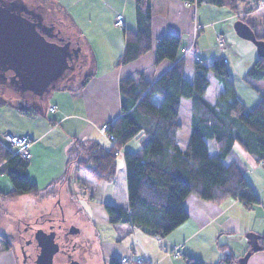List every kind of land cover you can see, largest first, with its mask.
Segmentation results:
<instances>
[{"label": "crops", "instance_id": "obj_1", "mask_svg": "<svg viewBox=\"0 0 264 264\" xmlns=\"http://www.w3.org/2000/svg\"><path fill=\"white\" fill-rule=\"evenodd\" d=\"M60 1L70 12L89 44L92 70L78 86L62 88L57 85V88L46 92L42 97H37L31 92H21L15 88L11 92V96L18 101L12 102L9 105L11 109L6 111L11 114V117L14 116L15 120L10 127L11 132L7 134L30 137L31 156L26 169L27 176L39 188L46 187L57 192L38 197L21 196L2 199L15 204L18 212L17 217L7 226L5 218L0 213V233L9 236L11 240V246L8 247L0 242V264H29L24 252H21L22 239L29 238L31 234L28 224L37 220L38 227H44L46 221L42 218L49 213L47 202L51 196L58 194L63 183L70 184L71 192L80 195L77 198L78 203L82 202V205L88 206L96 233L100 228L107 233L106 237L100 236L99 239L106 264H109L113 256L120 260L125 256L131 259L122 264H138L132 261L137 256L144 257L153 264H185L184 258L187 255L199 258L204 264H216L227 253H232L237 258L241 257L250 247L246 236L248 233H255L259 238L264 236V165L255 161L247 152L248 155L234 149L228 162L236 159L244 166L245 176L257 195V202L247 206L238 199L227 198L222 202L214 203L189 193L183 201L188 213L187 218L163 237L150 235L128 223L111 224L104 208L105 203L127 207L123 153L137 150L139 141L136 148H127L131 139L119 150L114 181H97L90 176L89 178L78 176L77 169L72 168L68 174L69 181L51 183L65 170L66 149L73 136L97 140L107 146L110 144V141L100 133L99 127L122 112L120 79L132 76L135 80L153 82L173 64V61L168 59L154 64L155 44L160 36L167 32L177 34L180 36L181 45H186L193 40L194 49L201 57L223 55L226 61V53L230 51L232 53V50L227 48L220 51L215 45L216 34L229 32L232 27L231 17L237 12L224 6L210 4L216 8L205 7L206 12L201 13L199 10L202 3L194 4V6L186 5L185 2H189L188 0H150L151 48L138 58L123 64L119 61L125 48L124 30H135L137 26L134 0H122L120 4L118 2L121 0ZM255 3L256 0H244L242 8L237 11L254 7ZM101 4L106 8L103 14ZM131 5L133 17L128 14V7ZM117 15H122L124 20L121 32L120 28L114 24ZM195 23L203 27L195 30ZM210 25L212 28L208 30ZM207 32L212 35L209 42L204 39ZM233 41L236 42L234 38ZM78 48L77 63L79 64L82 47ZM258 55L257 52V55L252 56L254 61ZM254 61L252 60L246 67L249 68ZM193 65V57L185 56L184 77L188 81L192 80ZM228 73L230 79V70ZM208 79L209 86L205 92V98L210 103H214L220 88L213 72L208 73ZM20 95H31L39 101L37 103L29 101L27 105H24L22 101L19 102L22 97ZM236 95L238 96L237 92ZM45 98L48 104L47 112L42 109ZM238 98L246 103L240 96ZM51 106H55L54 111L50 110ZM0 110H2L1 106ZM190 114L191 111L188 114L189 123L185 131L187 135L191 131ZM181 129L182 124L179 132ZM179 132L180 147L184 148L187 141L182 140ZM2 134L5 133H1V137ZM0 140L2 141V138ZM118 155H121L122 159L119 160ZM2 169L3 165L0 164V190L7 192L12 188V183ZM22 231L28 235L25 236ZM137 233L140 240L136 239V245L130 238L132 234L137 236ZM256 252L248 257L247 264H255L254 262L259 258L263 259L264 264V248ZM142 264H148V262Z\"/></svg>", "mask_w": 264, "mask_h": 264}, {"label": "trees", "instance_id": "obj_2", "mask_svg": "<svg viewBox=\"0 0 264 264\" xmlns=\"http://www.w3.org/2000/svg\"><path fill=\"white\" fill-rule=\"evenodd\" d=\"M188 1L224 6L237 12V0ZM19 2L45 13L40 5ZM134 7L137 26L135 30H124L125 48L119 61L123 64L151 48V2L134 0ZM236 20L247 23L245 16ZM46 23L43 33L47 38H66L48 16ZM248 25L258 39L264 40V33L258 35ZM180 47L181 39L177 34L167 32L159 37L154 64L164 59L172 60L173 64L153 82L135 80L132 76L120 79L122 112L108 121L106 131L113 135V140L107 146L97 140L73 136L66 149L65 170L51 181H69L72 168L97 181H114L119 150L131 139L138 138L139 148L123 153L128 205L123 208L105 203L104 208L109 223H128L157 237L167 235L187 218L183 201L189 193L214 203L227 198L238 199L247 206L257 202L241 162L236 159L225 162L234 153L235 144L264 165V95L252 107L243 103L229 79L223 55L202 57L201 61L194 59L192 80L188 81L184 77L185 55L179 57ZM210 71L220 88L214 103L205 98ZM243 79L248 82L264 79V56L258 55ZM183 98L190 100L191 131L186 146L181 148L178 132ZM207 139L215 142L214 154L209 152ZM28 163V158L15 153L0 140V164L12 183L9 191L0 190V199L57 192L46 187L41 189L31 182L26 170ZM0 242L11 246L10 237L5 234L0 233ZM259 243L264 248V236L259 238ZM184 259L185 264H204L193 256L187 255ZM238 259L227 253L216 264H234ZM109 264H122V261L113 256Z\"/></svg>", "mask_w": 264, "mask_h": 264}, {"label": "rangeland", "instance_id": "obj_3", "mask_svg": "<svg viewBox=\"0 0 264 264\" xmlns=\"http://www.w3.org/2000/svg\"><path fill=\"white\" fill-rule=\"evenodd\" d=\"M26 2H32L34 5H40L43 8V11L46 15L64 32L66 39L71 42L75 47H82L81 57L79 59V64H77L74 75L72 78L59 82L58 86H66L67 88H73L78 86L80 82L83 81L84 77L90 73L92 70V61L89 51V44L86 42V38L83 36L80 28L77 27L75 21L73 20L70 12L65 9L62 1L60 0H24ZM70 2L71 0H64ZM118 1V0H115ZM122 2H118L119 4ZM244 0H237V10L242 8ZM193 5L196 2H192ZM102 6V14L105 11V6ZM205 7H210L215 9V6H212L207 3H202L200 10L201 13L206 12ZM129 8L128 14L133 17L132 5ZM222 8V7H221ZM220 9V8H218ZM227 9V8H222ZM240 16L246 17V22L250 24L255 32L259 35L264 33V0H259L257 5L252 8V10H242L237 11L230 20L232 27L229 30L228 34L225 32L226 40L229 43V47L232 50L226 53V64L228 70H230V79L232 81V85L236 90L238 96H240L246 103L248 107L254 106L262 95H264V79L257 81H245L243 79V75L247 71V64L254 61L255 54L257 55V47L256 45L250 41L249 39H245L239 36L233 28L234 20H236ZM197 24V23H195ZM116 26V25H115ZM120 28V27H119ZM212 28L210 25L207 29ZM206 29V30H207ZM121 32V28L119 29ZM236 40L234 43L233 38ZM212 35L210 33H205L204 39L208 42L211 40ZM77 43V46L75 45ZM227 49V48H226ZM194 51H190L187 56L193 57L195 53L194 46L192 48ZM222 51V50H221ZM194 59V58H193ZM247 68V69H246ZM9 81V80H8ZM213 81V79H212ZM213 84V82H212ZM13 87L5 82L1 81L0 78V106L2 110H0V130L1 133H8L10 131V127L15 122L13 117H11L10 113H6L7 109H11L9 105L12 102L18 101L14 96H11V92H13ZM18 92V91H17ZM20 94V92H18ZM22 96V95H20ZM15 99V100H14ZM38 98L33 97L31 95L20 97L19 102H23L24 105H27L29 101L33 103H37ZM46 98L43 102V110L44 112L48 111V104L45 102ZM37 107V105H36ZM190 100L188 98H183L181 101L179 118L182 124V129L179 132L182 140L187 141L188 136L185 133L188 123H189V112H190ZM39 108V107H38ZM0 133V134H1ZM0 138L1 135H0ZM209 152L214 154L216 152V146L213 139H207ZM132 146V148L130 146ZM138 146V138H133L128 144V149L136 148ZM234 149L237 151H242L246 155V151H244L238 144H235ZM118 159H122L121 155H118ZM230 157L225 159V162H228ZM77 175H82L83 177L89 178L87 174L80 170H76ZM83 180V179H82ZM80 195L73 194L71 192L70 184L63 183L60 186L59 192L56 195L51 196L50 200H48L47 205L49 213L44 215L42 219L46 221L44 223L43 229L46 231L50 227V225H54V229H56L57 233L60 234L58 238L59 249L53 254L51 264H64L69 258L71 260L77 261L78 264H106V261L103 256L102 244L100 243V236L106 237L107 233L104 232L103 228L97 229V232L94 229V226L91 222V211L88 206H85L78 203L77 198ZM45 209V208H44ZM18 207L15 204H10L9 202H5L0 199V213L3 218H5L6 226L8 223L13 222V220L17 217ZM46 216V217H45ZM25 226H23L24 228ZM30 228V232H34L38 227V221H32L28 224ZM71 229H75V233H70ZM33 230V231H32ZM22 233L25 235L24 231ZM65 233H67L66 236ZM99 234V235H98ZM28 235V234H27ZM25 235V236H27ZM136 234L131 236L130 240L134 241L137 245L136 239H139V235L135 238ZM140 240V239H139ZM35 241V240H34ZM23 248L21 252H24L27 256L29 264H32L30 254H32L34 242H27L26 238L22 239ZM257 253V252H255ZM255 264H263V259L259 258L255 262ZM151 264H153L151 262ZM247 264V263H246Z\"/></svg>", "mask_w": 264, "mask_h": 264}, {"label": "water", "instance_id": "obj_4", "mask_svg": "<svg viewBox=\"0 0 264 264\" xmlns=\"http://www.w3.org/2000/svg\"><path fill=\"white\" fill-rule=\"evenodd\" d=\"M28 9V6L21 4L19 0H0V64L6 63L7 69L25 73L30 82L39 79L41 83L49 84L51 78L58 77L67 64L68 49L74 50L77 60L79 48L74 49L67 44L48 39L41 30L39 21L30 18L29 12L27 13ZM233 28L239 36L252 41L257 47L258 54L264 56V40L258 39L247 23L236 20ZM17 78L15 80L1 78V81L21 92H31L37 97H42L59 83L57 82L59 80L53 79L55 81L46 91H39L36 87L29 85L24 77L23 79ZM70 232L75 233L76 230L71 229ZM54 235L55 231L47 232L43 228H37L33 232L35 247L45 257L40 264H51L53 254L59 249V244L54 241ZM246 236L250 247L239 257V264H246L253 252L263 249L258 241V235L250 232ZM68 264L78 263L72 260Z\"/></svg>", "mask_w": 264, "mask_h": 264}, {"label": "flooded vegetation", "instance_id": "obj_5", "mask_svg": "<svg viewBox=\"0 0 264 264\" xmlns=\"http://www.w3.org/2000/svg\"><path fill=\"white\" fill-rule=\"evenodd\" d=\"M28 8L29 9L27 10V13L29 12L30 18L38 20L39 23H40L41 30H45L46 27H47V23H46L47 15L43 14V13H41L39 11H36L33 8H30V7H28ZM33 11H35V12H33ZM48 39L56 41V42L61 43V44H67V45H69L70 47H72L74 49L76 48L65 37L62 38L61 36H58V37H55V38H52V39L51 38H48ZM75 45L77 46V43H75ZM76 56H77V54L74 52V50L68 49V52H67V57H68L67 64L64 66L62 72L58 75V77L51 78L52 80L49 82V84H43V83L40 82L39 79L38 80H34V81L32 80V82H30V80H28L29 79L28 76H26L25 73H22V72L18 73V72H15L13 70L7 69L5 67L6 63L5 64L4 63L0 64V78H4V79L6 78V79H9V80L12 78V79L15 80V79H18L17 77H20V79H23V77H24V80L28 81L29 85H32L33 87H36V89L39 90V91H43V90L46 91V89L49 87V85H52L53 81H55L53 79L59 80V81L56 80L57 82H62L64 80L69 79L70 77H72L74 75L73 72H74V70H75V68H76V66L78 64L77 60H76ZM39 87H41V88L39 89ZM46 231L47 232L55 231L54 241L57 242L58 244H60V242L58 241V238L60 237V234H58L56 229H54V225L53 224L50 225V227L48 229H46ZM70 233H72V232H70ZM66 234L67 233H65V235ZM26 241L29 242V243L34 242L33 251H32V254H30L31 262L32 263L33 262H37L38 264H40L42 260H45V257L43 256L42 253L38 252L36 247H35L36 242L33 239V232H32V234H30V237L26 239ZM25 258H27L26 255H25ZM70 261H72L71 258H69L64 264H68Z\"/></svg>", "mask_w": 264, "mask_h": 264}, {"label": "built area", "instance_id": "obj_6", "mask_svg": "<svg viewBox=\"0 0 264 264\" xmlns=\"http://www.w3.org/2000/svg\"><path fill=\"white\" fill-rule=\"evenodd\" d=\"M185 4L186 5H192L193 3L185 2ZM114 24L120 28L124 27V20H123L122 15L116 16V18L114 20ZM201 27H203V25L198 24V23L195 24V30H198ZM215 45L220 51L229 47V43L227 42L226 37H225L223 32H217ZM192 48H193V40L190 41L189 43H187L186 45L185 44L181 45L179 57H182L184 55L186 56L189 54L190 51H194V50H192ZM193 58L195 60L201 61L202 57L195 51ZM50 110L54 111L55 106H51ZM107 128H108V123H103L99 127V130L103 136H105L109 141H111V140H113V135L108 134L106 132ZM2 139L8 146H10L14 150L15 153H20L22 156H24L28 159L30 158L31 153H30L29 147L31 145V139L28 135L19 136V135H12V134L5 133V134H2ZM174 253L179 254L177 252H174ZM129 260H131V259L128 258L127 256L121 258L122 262H128ZM132 261L135 263H138V264H142V263H146V262H148V264H151V262L149 260H147L146 258L141 257V256H137V257L133 258Z\"/></svg>", "mask_w": 264, "mask_h": 264}]
</instances>
